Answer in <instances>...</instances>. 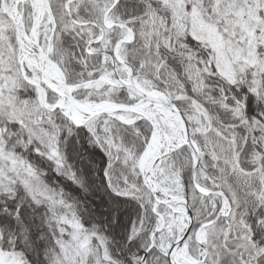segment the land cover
Masks as SVG:
<instances>
[{
  "label": "snow or ice",
  "instance_id": "obj_1",
  "mask_svg": "<svg viewBox=\"0 0 264 264\" xmlns=\"http://www.w3.org/2000/svg\"><path fill=\"white\" fill-rule=\"evenodd\" d=\"M0 264H264V0H0Z\"/></svg>",
  "mask_w": 264,
  "mask_h": 264
},
{
  "label": "trees",
  "instance_id": "obj_2",
  "mask_svg": "<svg viewBox=\"0 0 264 264\" xmlns=\"http://www.w3.org/2000/svg\"><path fill=\"white\" fill-rule=\"evenodd\" d=\"M81 143L83 147H87L84 141H82ZM69 151L70 152L72 151L71 145ZM88 153L90 154L89 159H92L93 162L96 163L97 165L102 166L104 157L103 154L98 149H88ZM71 159H75L77 166L84 169V175L86 179H88L90 184H94L98 186L102 183V172H99L98 170L94 171L91 165H89L86 160L81 161L76 157H71ZM42 166L47 169L46 164H42ZM48 179L50 181L55 180L61 183L66 188L67 191L71 192L73 195L85 201L84 204L85 208L89 209L90 212L94 214L97 222L104 223L106 222V219H111V215L114 209L110 207L109 196L105 195L102 189H98L96 191H93L91 194L86 195L82 193L75 185L71 184L70 182L64 181L60 177H57L54 172L49 173ZM129 212H130V208L128 207V204L121 202L118 210L121 227L125 226V222L128 218ZM117 231L119 232V230Z\"/></svg>",
  "mask_w": 264,
  "mask_h": 264
}]
</instances>
